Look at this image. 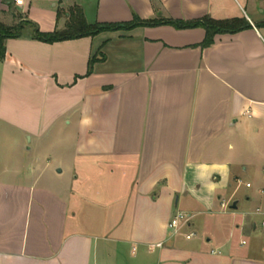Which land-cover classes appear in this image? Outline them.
Instances as JSON below:
<instances>
[{"label": "crops", "instance_id": "obj_1", "mask_svg": "<svg viewBox=\"0 0 264 264\" xmlns=\"http://www.w3.org/2000/svg\"><path fill=\"white\" fill-rule=\"evenodd\" d=\"M73 5L89 23L251 27L208 47L204 28L169 24L7 38L0 264H264V0H0V23L13 8L52 32ZM178 211L191 218L175 230Z\"/></svg>", "mask_w": 264, "mask_h": 264}, {"label": "trees", "instance_id": "obj_2", "mask_svg": "<svg viewBox=\"0 0 264 264\" xmlns=\"http://www.w3.org/2000/svg\"><path fill=\"white\" fill-rule=\"evenodd\" d=\"M65 18V25L63 29L58 27L52 32H41L38 25L34 22L24 20L27 24L32 25L35 34L34 38L47 43H54L59 41L77 39L82 37H94L106 31H120L131 30L137 26H155L161 24H169L178 29L202 27L206 31V36L203 42L199 45L201 47H208L214 43L215 36L224 33H236L246 28H250V23L244 18L236 17L230 19H214L210 16H204L195 20H178V19H153L141 20L135 17L129 22H97L89 23L85 17L84 11L81 6L73 5L70 8L58 9L57 20ZM18 24L19 30L15 26H7L0 23V60L5 58L6 48L5 41L7 38L21 36V31L24 24ZM104 55L100 58L103 59ZM98 61L95 56L89 62L87 74L92 71L93 64Z\"/></svg>", "mask_w": 264, "mask_h": 264}, {"label": "rangeland", "instance_id": "obj_3", "mask_svg": "<svg viewBox=\"0 0 264 264\" xmlns=\"http://www.w3.org/2000/svg\"><path fill=\"white\" fill-rule=\"evenodd\" d=\"M16 12L15 9L11 8L10 11L7 13V23L5 25L7 26H15L17 27L18 24H20L21 22H23V17L20 16V15H17V17L13 18L12 15H11V12ZM22 19V20H21ZM22 24H24V27L25 29L23 30L24 32H27V30L30 28V27H27V23L26 22H23ZM16 30H19V27L16 28ZM26 140H27V137H26ZM7 142L4 141V144H6ZM254 203H259V201L255 200L253 201ZM256 206V205H255ZM254 219H256L259 223L260 221V216H253ZM256 241H255V244H256V247L257 248H262V246L264 245V228H262L261 226H259L258 228V231L256 233Z\"/></svg>", "mask_w": 264, "mask_h": 264}, {"label": "built area", "instance_id": "obj_4", "mask_svg": "<svg viewBox=\"0 0 264 264\" xmlns=\"http://www.w3.org/2000/svg\"><path fill=\"white\" fill-rule=\"evenodd\" d=\"M247 186H250V184H247ZM257 215L260 216L259 225L264 228V204L261 207H258L256 210ZM191 216L185 212L178 211L175 216L172 218L170 226L173 227L175 230L180 228L184 224H188L190 221ZM193 236V234H188L186 237L187 239H190ZM264 250V248H263Z\"/></svg>", "mask_w": 264, "mask_h": 264}, {"label": "water", "instance_id": "obj_5", "mask_svg": "<svg viewBox=\"0 0 264 264\" xmlns=\"http://www.w3.org/2000/svg\"><path fill=\"white\" fill-rule=\"evenodd\" d=\"M237 207V203L235 202L233 205H232V208H236Z\"/></svg>", "mask_w": 264, "mask_h": 264}]
</instances>
